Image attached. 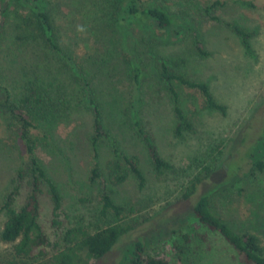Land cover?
Returning <instances> with one entry per match:
<instances>
[{
    "label": "rangeland",
    "instance_id": "1",
    "mask_svg": "<svg viewBox=\"0 0 264 264\" xmlns=\"http://www.w3.org/2000/svg\"><path fill=\"white\" fill-rule=\"evenodd\" d=\"M213 1L139 0L143 8L157 7L171 17V25L161 28L144 16L124 18L125 0H0V90L18 98L32 84L67 102L63 114L32 130L37 155L62 194L57 225L45 188L40 196L39 223L56 243L46 247L47 255L64 248L68 228L81 225L94 232L113 222L111 213L101 212L105 188L128 209L124 221L133 229L100 259L87 257V264H130L137 241L173 264H242L218 232L194 217L193 204L203 193H210L216 215L236 231L255 232L264 248V169L255 166L264 161V0H221L223 5L207 13L204 6ZM40 11L48 13L51 29L41 25ZM227 22L251 33V53ZM198 44L207 54L197 52ZM160 60L206 83L225 113L205 107L199 91L162 80ZM81 77L86 86L77 80ZM171 87L193 125L181 136L174 133ZM89 93L105 131L96 149ZM134 118L171 168L154 169ZM4 123L0 113V206L23 163L22 142ZM115 147L138 156L142 187L133 175L116 186L107 181L105 162ZM94 162L103 174L91 183ZM208 171L197 192L183 199L194 178ZM27 194L24 185L16 208ZM4 219L0 210V231ZM13 246L0 239V264L15 258ZM16 259L45 264L42 256Z\"/></svg>",
    "mask_w": 264,
    "mask_h": 264
},
{
    "label": "trees",
    "instance_id": "2",
    "mask_svg": "<svg viewBox=\"0 0 264 264\" xmlns=\"http://www.w3.org/2000/svg\"><path fill=\"white\" fill-rule=\"evenodd\" d=\"M223 4L224 2L221 0H214L210 5H205L204 9L210 13L211 9ZM38 15L41 25L47 30L51 29L48 13L40 11ZM123 16L124 18L144 16L147 19H152L161 28L170 26L172 22L171 17L165 11L157 7L143 8L139 4V0H125ZM211 17L218 20L216 16ZM226 24L240 37L246 52L251 53L249 42L251 33L234 23L227 22ZM47 41L57 50V46L52 44L49 38ZM196 50L201 55L207 54L199 44L196 46ZM157 69L162 80L169 83L177 82L199 91L204 98L205 107L225 113L226 106L214 99L206 83L189 79L174 71L163 60L158 62ZM77 80L84 86L87 85L84 78H77ZM171 91L174 95V113L177 119L174 133L181 136L183 131H193V125L177 104V92L173 87H171ZM58 94L49 93L32 84L24 86L23 92L18 98H12L10 93L0 90V113L5 120L4 126L7 129L14 128L23 145V163L17 169L0 206V210L5 215L0 239L4 242L14 243L13 253L15 256L4 264H20L16 258H35L37 256H42L45 264H87V257L100 259L113 249L121 236L127 235L133 229L130 221H124L128 209L117 204L105 188L101 193V212L103 214L111 213L113 222L94 232L87 231L81 225L68 228L62 236L65 243L64 248L58 249L51 255H47L45 252L46 247H55L56 243L51 242L39 223L40 196L45 188L52 202L54 217L52 223L57 225L59 221L56 217L62 208V194L56 181L37 155L38 141L32 130L39 127V121H50L64 113L67 102L63 96ZM88 95L93 116L91 143L96 149L98 142L105 135V131L100 108L92 95L90 93ZM133 123L138 134L144 140L154 169L157 172H162L164 169L171 168V164L159 155L156 145L139 125V121L134 118ZM113 153L114 155L105 162L107 181L116 186L124 183L130 175H133L137 179L139 187H142L145 183V176L140 168L138 156L128 155L116 147L113 148ZM255 166L259 170L264 169V161L258 160ZM102 174L100 166L94 162L89 171V181L94 183L102 179ZM208 176L209 171L203 177L196 176L183 194V199H188L196 193L203 178ZM24 185L28 188L26 200L21 207L16 208V200ZM192 213L201 224L218 232L236 250L242 264H264V248L260 237L250 230L236 231L216 215L210 206V193H203L198 197L193 204ZM130 264L173 263L165 257L149 254L144 244L137 241L134 243Z\"/></svg>",
    "mask_w": 264,
    "mask_h": 264
}]
</instances>
